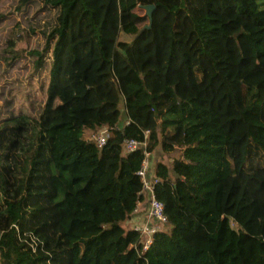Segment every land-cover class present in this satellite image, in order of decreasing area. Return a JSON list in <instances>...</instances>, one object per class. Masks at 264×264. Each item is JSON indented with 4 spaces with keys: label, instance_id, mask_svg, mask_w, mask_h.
I'll return each mask as SVG.
<instances>
[{
    "label": "trees",
    "instance_id": "1",
    "mask_svg": "<svg viewBox=\"0 0 264 264\" xmlns=\"http://www.w3.org/2000/svg\"><path fill=\"white\" fill-rule=\"evenodd\" d=\"M7 67L39 79L25 112ZM143 160L166 219L145 251ZM0 264H264V0H0Z\"/></svg>",
    "mask_w": 264,
    "mask_h": 264
},
{
    "label": "built area",
    "instance_id": "2",
    "mask_svg": "<svg viewBox=\"0 0 264 264\" xmlns=\"http://www.w3.org/2000/svg\"><path fill=\"white\" fill-rule=\"evenodd\" d=\"M127 121H124L126 124ZM144 131V136L146 135ZM108 137L107 129H102L96 135V145L102 146ZM124 148L126 152L134 151L137 148L144 149L145 143L136 141L134 139L124 140ZM145 157L148 153L144 152ZM146 159V158H145ZM141 182V191L139 195L143 197L145 203L142 205L141 215H137L139 212L141 203L138 202L132 211L131 218L126 222L133 232H135V239L129 245L131 248L137 250V246L140 245L141 250L145 251L151 244L152 235L159 231L161 226L166 224L165 216L162 212V204L154 197L153 189L154 185L159 181L154 176H151L149 172V165L146 160H143L139 169L135 173Z\"/></svg>",
    "mask_w": 264,
    "mask_h": 264
},
{
    "label": "rangeland",
    "instance_id": "3",
    "mask_svg": "<svg viewBox=\"0 0 264 264\" xmlns=\"http://www.w3.org/2000/svg\"><path fill=\"white\" fill-rule=\"evenodd\" d=\"M35 44L37 43V41L34 42ZM23 48V43L20 42L16 44L15 46V49L20 51L22 50ZM45 60H48V55L45 56ZM5 68V67H4ZM44 75H45V78L47 77L46 76V73L45 71H43ZM13 74V70L12 71H8V67H7V70H6V78H5V85H8L10 86L11 88V91H8L5 93V96L8 98L10 97L11 95V92L14 93L16 99L14 101V108L17 110V112H25L27 110L30 109V103L34 102V105L37 104L36 102H38L40 100V85H39V79H37L36 81H34L33 83V89H31L30 85L27 84L26 82V79H17V80H14L13 78L11 79L10 76H12ZM34 90V92H33ZM35 100V101H34ZM119 105V123L117 124V126H121L122 125V122L124 123V110H123V104H122V101H120V103L118 104ZM98 133L94 134V136H96ZM90 134L89 133H86L83 135L84 136V139H87V137L89 136ZM155 155L154 157H152V155H150V158H149V161L151 162V160L153 158H155V160L153 161H161L163 162L164 164H168L169 161L177 156L178 152L177 150H174L173 152L167 154V153H164L163 150H161L159 147H157L155 149ZM152 164V163H151ZM153 166V164H152ZM142 208L139 209V212L140 213H137V215H141V212H142ZM128 227V224L126 223V225H124L123 227L124 228H127ZM164 226H161V228H163ZM168 228V227H167Z\"/></svg>",
    "mask_w": 264,
    "mask_h": 264
},
{
    "label": "water",
    "instance_id": "4",
    "mask_svg": "<svg viewBox=\"0 0 264 264\" xmlns=\"http://www.w3.org/2000/svg\"><path fill=\"white\" fill-rule=\"evenodd\" d=\"M140 7L144 10V15L148 19V23L143 25L141 28H139L135 33L131 34H125L122 31H119L116 38V43H130L133 41L143 30L149 29L151 24V13L154 9V6L152 4H145L140 5Z\"/></svg>",
    "mask_w": 264,
    "mask_h": 264
},
{
    "label": "crops",
    "instance_id": "5",
    "mask_svg": "<svg viewBox=\"0 0 264 264\" xmlns=\"http://www.w3.org/2000/svg\"><path fill=\"white\" fill-rule=\"evenodd\" d=\"M140 208H142V205H141V207Z\"/></svg>",
    "mask_w": 264,
    "mask_h": 264
}]
</instances>
